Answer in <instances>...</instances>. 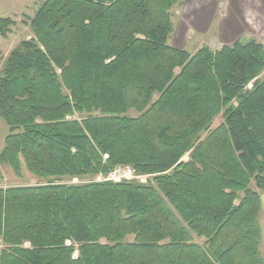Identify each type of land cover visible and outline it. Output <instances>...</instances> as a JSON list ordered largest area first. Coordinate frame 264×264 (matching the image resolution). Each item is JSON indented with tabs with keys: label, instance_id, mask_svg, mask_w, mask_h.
I'll list each match as a JSON object with an SVG mask.
<instances>
[{
	"label": "trees",
	"instance_id": "trees-1",
	"mask_svg": "<svg viewBox=\"0 0 264 264\" xmlns=\"http://www.w3.org/2000/svg\"><path fill=\"white\" fill-rule=\"evenodd\" d=\"M179 5L22 16L32 36L0 67V182L8 167L35 183L0 186V264H264V45L174 48ZM17 25L0 17V37ZM118 166L147 179L97 180Z\"/></svg>",
	"mask_w": 264,
	"mask_h": 264
},
{
	"label": "crops",
	"instance_id": "crops-1",
	"mask_svg": "<svg viewBox=\"0 0 264 264\" xmlns=\"http://www.w3.org/2000/svg\"><path fill=\"white\" fill-rule=\"evenodd\" d=\"M218 1L185 0V6H183L178 21L174 25L171 46L184 50V47L191 41L196 40L201 43L204 40L201 38L208 37L209 33L215 34L221 41L222 45L215 50L237 40L245 42L255 39L262 43L258 35H249V33L252 30L258 31L260 29L258 21H261L262 28H264V0H227L225 7L217 11ZM190 30H192L193 35L188 36L187 33ZM195 47L197 48L196 44L192 52L196 51ZM262 194L260 197V227L261 251L264 256V197Z\"/></svg>",
	"mask_w": 264,
	"mask_h": 264
},
{
	"label": "rangeland",
	"instance_id": "rangeland-1",
	"mask_svg": "<svg viewBox=\"0 0 264 264\" xmlns=\"http://www.w3.org/2000/svg\"><path fill=\"white\" fill-rule=\"evenodd\" d=\"M44 0H0V17H10L15 19L18 22L17 27L13 28L12 33L7 36V38H1L0 37V67L2 65V62L4 58L7 56L9 51L17 45L18 42H20L23 39H28L32 35L30 33V30L27 27H24L21 24L22 16H33L34 13L37 11L39 5ZM180 5L176 6L173 11V26L178 21V17L181 14L182 9L185 6V0H179ZM227 0H219L217 3V11L220 9H223L225 7ZM218 14V13H217ZM259 23V30H252V32L249 33V35H258L259 39L264 44V28H262L261 21H258ZM256 25V24H253ZM188 36L193 35L192 30H190L188 33ZM208 37H202L201 39H204L200 42L194 40L188 43L186 47H184V50L193 53L194 45L196 44L197 48L208 46L209 48H213V50L219 48L221 46V41L216 37L215 34H208ZM172 37L171 35L169 39V44L172 43ZM197 42V43H196ZM203 45V46H202ZM195 47V50H197ZM221 48V47H220ZM262 78L264 79V72L262 74ZM131 115H135L134 112L130 113ZM221 123V117L218 116L214 122L213 126L216 127ZM6 134V127L3 125L2 122H0V148L2 146L3 138ZM3 172V180L0 182V186H9V185H20V184H33L35 183L34 178L29 176L27 173H24L23 179H18L15 177V175L10 171L8 167L2 168ZM136 180V179H135ZM262 197H264V193L262 194ZM263 221H264V215H263Z\"/></svg>",
	"mask_w": 264,
	"mask_h": 264
},
{
	"label": "built area",
	"instance_id": "built-area-1",
	"mask_svg": "<svg viewBox=\"0 0 264 264\" xmlns=\"http://www.w3.org/2000/svg\"><path fill=\"white\" fill-rule=\"evenodd\" d=\"M136 179L140 181L141 183H144L147 179V176H136L129 166H118L116 167L111 173H109L107 176L102 177L99 176L97 178L98 181H113V182H119L121 180H132Z\"/></svg>",
	"mask_w": 264,
	"mask_h": 264
},
{
	"label": "bare ground",
	"instance_id": "bare-ground-1",
	"mask_svg": "<svg viewBox=\"0 0 264 264\" xmlns=\"http://www.w3.org/2000/svg\"><path fill=\"white\" fill-rule=\"evenodd\" d=\"M140 182V181H139Z\"/></svg>",
	"mask_w": 264,
	"mask_h": 264
}]
</instances>
